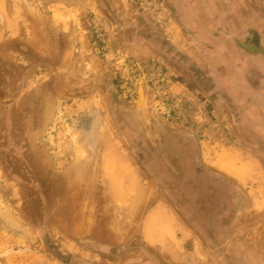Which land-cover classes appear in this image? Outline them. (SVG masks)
Listing matches in <instances>:
<instances>
[{
	"label": "rangeland",
	"instance_id": "1",
	"mask_svg": "<svg viewBox=\"0 0 264 264\" xmlns=\"http://www.w3.org/2000/svg\"><path fill=\"white\" fill-rule=\"evenodd\" d=\"M232 1L208 0L212 35L250 29L226 22ZM185 4L203 17L204 0ZM188 15L171 0H0V264H223L239 248L264 264V152L234 143L160 52L162 37L186 41ZM178 138L243 194L226 250L165 190L181 178Z\"/></svg>",
	"mask_w": 264,
	"mask_h": 264
},
{
	"label": "flooded vegetation",
	"instance_id": "2",
	"mask_svg": "<svg viewBox=\"0 0 264 264\" xmlns=\"http://www.w3.org/2000/svg\"><path fill=\"white\" fill-rule=\"evenodd\" d=\"M171 1L177 12L184 10L189 14L190 27H185L186 31L188 29L186 41H178L175 45L162 37L159 45L161 54L167 62L174 61L182 69L183 81L197 88L210 100L211 110L220 115L226 135L234 143L264 152V139L259 138L264 134V107L261 105L264 104V74L258 70L257 44L248 41L250 29L240 31L241 35L226 23V27H221L217 35H212L211 30L206 28L210 25L208 0H204L207 7L199 19L193 18L196 17L195 12H192L190 5L185 4L186 0ZM241 29L244 30V27ZM250 70L255 75L252 82L247 79ZM243 105L246 107L243 108ZM250 120L254 123H250ZM136 146L138 154L145 156L140 145ZM174 149L178 153L174 172L179 173L181 178L176 184L167 181L165 190L173 193L177 202L182 204L181 207L186 209L189 220L203 230L204 238L211 244L215 254L219 244L217 238L225 239L235 213L241 210L245 202L243 194L231 180L224 181L201 167L199 150L192 139H176ZM144 162L153 176L166 178L164 167L156 160L146 155ZM205 196L207 201L202 203ZM225 242L226 239L221 244L223 249ZM218 254L223 264H226V260L233 261V264H250L249 257L241 248Z\"/></svg>",
	"mask_w": 264,
	"mask_h": 264
},
{
	"label": "water",
	"instance_id": "3",
	"mask_svg": "<svg viewBox=\"0 0 264 264\" xmlns=\"http://www.w3.org/2000/svg\"><path fill=\"white\" fill-rule=\"evenodd\" d=\"M260 8H262V6H260ZM261 15H264L261 9L256 5H252L250 0H233L230 8L226 9L227 18L232 16L234 21L238 23L242 22L246 26L251 23V25L249 24L251 33L249 34L248 41H253L257 44V46H255L256 44L252 45L258 50L257 54H259V58H261L259 60L264 62V18H262ZM257 62L258 64L262 63L260 61ZM248 72L250 73L252 70ZM251 74L252 73L249 74L247 79L252 82L253 78L251 76L253 75ZM262 74H264V72H262Z\"/></svg>",
	"mask_w": 264,
	"mask_h": 264
},
{
	"label": "bare ground",
	"instance_id": "4",
	"mask_svg": "<svg viewBox=\"0 0 264 264\" xmlns=\"http://www.w3.org/2000/svg\"><path fill=\"white\" fill-rule=\"evenodd\" d=\"M229 161H230V159H229ZM216 164L219 166V168H221V169H223L225 171L231 172V170H230V164L228 165V160H227V158L225 156L219 157V159L217 160V163ZM148 223H149V221H148ZM149 228L150 227H148V230H149Z\"/></svg>",
	"mask_w": 264,
	"mask_h": 264
},
{
	"label": "crops",
	"instance_id": "5",
	"mask_svg": "<svg viewBox=\"0 0 264 264\" xmlns=\"http://www.w3.org/2000/svg\"><path fill=\"white\" fill-rule=\"evenodd\" d=\"M250 25H251V23H249ZM249 24L247 25V26H249ZM259 59H261V58H258V61H260V62H262L261 60H259ZM259 65V68L260 69H258L260 72H264V62H262L261 64H258ZM246 107V105H243V108H245Z\"/></svg>",
	"mask_w": 264,
	"mask_h": 264
}]
</instances>
